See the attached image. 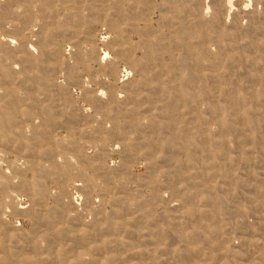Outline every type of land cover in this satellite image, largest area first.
I'll list each match as a JSON object with an SVG mask.
<instances>
[{
	"label": "rangeland",
	"instance_id": "374dc122",
	"mask_svg": "<svg viewBox=\"0 0 264 264\" xmlns=\"http://www.w3.org/2000/svg\"><path fill=\"white\" fill-rule=\"evenodd\" d=\"M0 221V264H264V0H0Z\"/></svg>",
	"mask_w": 264,
	"mask_h": 264
},
{
	"label": "bare ground",
	"instance_id": "6f19581e",
	"mask_svg": "<svg viewBox=\"0 0 264 264\" xmlns=\"http://www.w3.org/2000/svg\"><path fill=\"white\" fill-rule=\"evenodd\" d=\"M223 1V0H222ZM227 2H229V1H227ZM231 2V1H230ZM193 3H195L194 1H193ZM223 3V2H222ZM227 5H229L228 3H227ZM219 8V7H218ZM19 9V8H18ZM103 13V12H102ZM224 13V12H223ZM103 16V15H102ZM104 17V16H103ZM110 18V17H109ZM113 18V17H112ZM101 19H103V18H101ZM20 21V20H19ZM108 21V20H107ZM21 22V21H20ZM174 34V33H173ZM118 36V35H117ZM181 37V36H180ZM73 43V42H72ZM206 49V48H205ZM102 51V50H101ZM64 65V64H63ZM2 74V73H1ZM4 82V81H3ZM31 82V81H30ZM5 83V82H4ZM9 85V84H8ZM7 85V86H8ZM29 88V87H28ZM31 90V89H30ZM29 94V93H28ZM30 96V95H29ZM10 100H11V98H10ZM15 102V101H14ZM23 106V105H22ZM99 107V106H98ZM122 107V106H121ZM96 108V107H95ZM32 109V108H31ZM41 115V114H40ZM39 115V116H40ZM19 116V115H18ZM60 118V117H59ZM43 120V119H42ZM243 123V122H242ZM17 125V124H16ZM5 127V126H4ZM36 129V128H35ZM245 131V130H244ZM37 132V131H36ZM114 133V132H113ZM249 133V132H248ZM20 137V136H19ZM112 137V136H111ZM250 138V137H249ZM248 138V139H249ZM251 142V141H250ZM125 144H126V142H125ZM124 144V145H125ZM177 144V143H176ZM9 146V145H8ZM123 146V145H122ZM127 146V145H126ZM124 148H126V147H123L122 149H124ZM127 150H128V148H126ZM125 154H127L126 152H125ZM124 158V157H123ZM130 158V157H129ZM55 161V160H54ZM127 162V161H126ZM129 163V162H128ZM156 165V164H155ZM36 167V166H35ZM154 168V167H153ZM59 169V168H58ZM157 169V168H156ZM155 177V176H154ZM187 177H189V176H187ZM153 178V177H152ZM61 181V180H60ZM12 188V187H11ZM63 190V189H62ZM62 192V191H61ZM158 195V194H157ZM70 200V199H69ZM15 211V210H14ZM17 212V211H16ZM142 217V216H141ZM140 221V220H139ZM1 222V221H0ZM126 222V221H125ZM137 222H138V220H137ZM56 224V223H55ZM126 224V223H125ZM140 224V223H139ZM47 228H48V226H47ZM46 228V229H47ZM9 232V231H8ZM53 232V231H52ZM8 234H6V236H7ZM54 237V236H53ZM78 237V236H77ZM117 238V237H116ZM6 240V239H5ZM8 240V239H7ZM6 240V241H7ZM26 241V240H25ZM75 241V240H74ZM94 241V240H93ZM100 241V240H99ZM30 242V241H29ZM27 243V242H26ZM96 243V242H95ZM7 244V243H6ZM25 244V243H24ZM42 245V244H41ZM118 246H119V244H118ZM135 246V245H134ZM16 247H17V245H16ZM19 247V246H18ZM17 247V248H18ZM111 247V246H110ZM121 247V246H120ZM119 247V248H120ZM138 248V247H137ZM28 249V248H27ZM43 249V248H42ZM103 249V248H102ZM19 250V249H18ZM27 251V250H26ZM29 251V250H28ZM112 251V250H111ZM123 251V250H122ZM30 252V251H29ZM29 252H28V255H29ZM115 252V251H114ZM117 252L119 253V249H117ZM117 253V254H118ZM133 253V252H132ZM25 254H27L26 252H25ZM122 254V253H121ZM124 254V253H123ZM24 255V254H23ZM35 254H33V256H34ZM19 256V255H18ZM120 256V255H119ZM128 256V255H127ZM9 257V256H8ZM130 257V256H129ZM135 257V256H134ZM131 258H132V256H131ZM12 259H14V258H12ZM46 259V258H45ZM129 259V258H128ZM37 260V259H36ZM41 260H42V258H41ZM138 260V259H137ZM121 261V260H120ZM130 261H131V259H130ZM246 261V260H245ZM39 262H40V260H39ZM46 263L48 262V260L47 261H45ZM112 262V261H111ZM129 262V261H128ZM9 263V262H8ZM42 263V262H41ZM43 264V263H42ZM45 264V263H44Z\"/></svg>",
	"mask_w": 264,
	"mask_h": 264
}]
</instances>
